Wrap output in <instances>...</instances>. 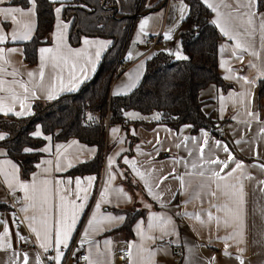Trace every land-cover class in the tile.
Instances as JSON below:
<instances>
[{"label":"crops","instance_id":"crops-1","mask_svg":"<svg viewBox=\"0 0 264 264\" xmlns=\"http://www.w3.org/2000/svg\"><path fill=\"white\" fill-rule=\"evenodd\" d=\"M53 1L56 4L55 10L60 8L61 11L59 16L55 11L56 21L53 29L47 35L50 40L43 41L39 44L38 49L50 48L55 51L58 44L57 34L59 31H63L64 46L61 48V52L69 56V63L65 64L62 59L58 60L56 68L53 69L51 62L46 61L43 69V81L40 80L39 75L42 63L40 51H38L37 62L28 63L25 60L24 49V42L28 40L12 39L13 32L22 31L23 24L29 21L33 24L31 38L34 36L38 25L36 3L34 15L21 17L17 14V19L21 21L20 24H14L10 17L5 19L3 15H0V32L6 36L4 43H0V49H3V59H0V69L3 71H0V80L5 82L3 85L5 90L0 91V98L4 99L5 104L12 106L14 112L21 111L20 100H23L25 114L21 116L30 115L34 111L33 103L36 100H49L47 95L53 85H55L54 94L58 97L59 94L68 91L67 88H71L73 84L77 89L84 81L88 80L95 72L92 70L93 67L95 70L97 69L103 53L112 41L106 36L86 35L83 36L81 43L71 44L69 41L71 22L63 16L64 5L68 0ZM169 1V8L168 3L164 8L162 0H146L150 6H158L144 11L136 20L123 54V61L127 63V67L111 84L109 90L111 94L116 91L129 93L133 88H129L127 85L132 83H135V87L138 85L144 76L147 59L163 47L160 43L166 44L164 47L167 49L172 48L171 40L165 36L167 24L172 25L171 36L177 30L181 34L184 30L192 28V23L189 20L185 21L190 8L189 1ZM206 3L217 8L216 11L212 8L214 21L219 20L231 29L229 36L223 34L224 39L221 42L219 58L221 71L225 77H230L226 79L231 81L233 86L226 89L212 82L201 89L200 97L205 100V110L212 111L213 115L218 118V128L231 140L234 147L231 146L227 138L213 135L208 128H201L196 132L191 131L192 125L189 123H184L177 128L171 127L166 122L147 126L145 122L152 120L157 114H144L136 108L125 111V116L129 119L127 126L120 122L111 124L103 144L87 143L78 136L69 139H56L52 134L44 133L42 125L38 124L33 130V134L36 135L39 132L40 135L37 136L50 137V139H45V142L37 147L42 151V154L28 178L21 175L19 163L8 155L3 146L0 147V201L10 204V207L0 209V236H3L7 229L9 235L4 238L3 243L11 244L10 248H0V264H13V262L14 264H24L25 253L28 257V264H38V262L44 264L41 259L44 249L40 247L42 237L38 239L36 233L32 231V227H36L37 230L41 228L40 204L37 203L35 209L29 208L28 212L22 211L28 206L29 201L24 199V192L15 182L11 187L9 186L13 173L22 183L32 184L35 182L42 186V181L51 182L48 185L50 188L49 203L44 206L48 212L47 219L51 227V246L49 248L56 247V221L60 218L62 203L60 197L65 198V211L68 214L69 222L72 215V201H75L77 205L84 204L83 210H78L76 224L71 231L68 243L79 232L80 244L88 252L91 264H130V257L121 259L119 255L120 250L123 247L129 248V245H132L131 249L129 248L132 254V264H140L137 253L138 246L156 251L155 257L151 260L146 259L144 264H241V260L243 264H264V183H261L264 181V169L260 167L264 165V132L261 131L264 129V97L260 100L261 102L255 101L256 82L264 73V41L261 39L262 33L259 29L261 21L264 20V8H259V0H256V3L251 7L247 5V0H207ZM10 7H20L27 11L32 7V3L31 0L27 6L11 0H3L0 3V8ZM252 13L255 14L253 25L249 26L246 20L248 14ZM146 18L148 24L141 32L140 24ZM64 25H67L66 30ZM253 27L255 31L252 30ZM245 29L252 35H247ZM237 31L241 33L239 39L248 48L247 51L238 49L236 40L231 38ZM158 35H160V41L154 48L149 49L148 45H138L146 37ZM85 39L110 43L106 48L100 49L101 54L97 60L95 52L99 45L86 46ZM11 49L16 51H10ZM69 49L73 52L80 51L81 55L79 57L71 55L68 52ZM253 51L258 52L259 56L252 55ZM129 53L132 55L131 59H128ZM88 57H91V63L88 62ZM73 62L76 63L74 72L71 68ZM13 72L16 75H11ZM29 72L33 73L32 77H29ZM73 74L76 77L75 80L71 78ZM54 77L63 78L65 90H61L60 79H54ZM241 77H245L253 83H245ZM17 82L24 83L29 91L25 93L24 89L20 87V83ZM12 92H15L19 97L15 102L11 98ZM33 93L35 94L33 95ZM241 93L245 94L243 103L240 102L239 94ZM248 111L258 113L259 120L248 116ZM128 114H134L136 118ZM113 129L119 131L114 133ZM205 132L208 134L206 146H204L205 137L203 135ZM0 134L7 135L2 129ZM216 141H220L221 146L218 147ZM237 141L240 142L237 143ZM176 145H180V147ZM223 145L227 146L228 152L223 150ZM201 146L204 147V160L216 158L222 161L227 160L229 152L235 157L221 175L235 168L237 162H241L244 166L242 170L238 169L226 181L228 184H237V186L240 183L243 184L245 193L243 242H238L239 237L225 242L223 238L230 236L235 227L222 225L218 227L215 220L210 223L207 220L209 211L213 216L223 217L224 215L223 212L217 211L213 205L231 203L220 192H217V197L210 195L211 192L217 191V182L209 180L207 177L210 170H218L220 165L204 164V177L195 174L185 175L191 170L193 161L203 163L198 159ZM45 149L48 150L45 151ZM96 158H98V163L95 162ZM109 158L113 160L111 166H109ZM126 159L129 162H135V169L144 173L145 179H141L136 174L131 163H125ZM48 161L51 163H46ZM177 161L180 162L177 163ZM185 162L188 163V167H185ZM81 163H86L89 169L76 174L67 173L75 164ZM169 173L173 175H169ZM128 175L133 179V183H137L132 190L125 185ZM181 175H184L186 191L181 188L180 181L174 178ZM164 176H168V179L161 183V178ZM88 177H95L90 186L86 179ZM77 178L82 181L81 189L87 190L79 192V199H77L78 189L75 184ZM57 181L61 183H57ZM146 181L151 186L152 193L159 197L158 199L149 193ZM202 183L206 187L200 190L198 186ZM219 183L223 188L225 182L219 181ZM197 190L200 191L199 198H192ZM85 195H87L86 201L83 199ZM97 204L100 205L99 211L96 209ZM123 206L143 207L146 209V213L136 218L133 230L129 234L122 229L110 232L124 223L126 212L117 210ZM185 212L191 213L192 216L180 215ZM197 214L205 223L202 224L195 219ZM33 215L37 216L35 222L26 219ZM94 216L97 219L122 216L124 219H115L111 222L104 220L101 224L90 227L89 221ZM154 217L171 219L172 224L168 225L167 235L161 232ZM141 232H143V236ZM149 236L153 239H147ZM161 236H163L162 239ZM20 237L25 238L22 241L31 242L35 246L33 248L20 247ZM161 249L163 251H158ZM225 250L231 255L226 256ZM181 253V260L177 261V254ZM143 255L146 257L147 253Z\"/></svg>","mask_w":264,"mask_h":264},{"label":"trees","instance_id":"trees-1","mask_svg":"<svg viewBox=\"0 0 264 264\" xmlns=\"http://www.w3.org/2000/svg\"><path fill=\"white\" fill-rule=\"evenodd\" d=\"M27 6L29 0H11ZM189 12L185 21L192 28L181 33V44L188 60H179L169 50L160 48L147 59L146 70L141 81L129 93L111 94L113 73L121 66L123 54L136 20L144 11L154 7L146 0H68L63 16L70 20L69 41L73 45L81 43L83 36H106L111 43L103 53L100 63L88 80L77 89L65 91L52 100H36L34 111L27 116L0 114V130L7 135L0 140L8 155L21 166V175L28 178L35 169V163L42 151L37 147L45 142L44 136L33 134L38 124L44 133L56 139L78 136L87 143L103 144L104 135L101 121L87 124L93 112L100 115L108 99L111 105V123L129 124L125 116L127 109L136 108L144 114L159 113V119L145 122L147 126L166 122L177 128L184 123L192 125L191 131L208 128L217 137H226L218 128V118L204 108L205 100L200 91L205 85L215 83L228 89L233 83L226 79L220 68V51L224 35L213 19L212 8L204 0H188ZM38 25L34 36L24 42L25 60L36 63L38 46L49 41L48 33L55 24V2L35 0ZM160 4V2H159ZM259 8H264V0H259ZM124 69V68H123ZM123 71V70H122ZM121 71V72H122ZM264 97V76L256 82L255 101ZM32 147V148H31ZM234 147V146H233ZM31 148V151L25 149ZM98 163V158L95 159ZM87 164H75L67 173L76 174L87 170ZM125 185L132 190L137 183L128 175ZM10 207L0 201V209ZM126 212L124 223L110 230L132 232L136 218L146 213L143 207H119Z\"/></svg>","mask_w":264,"mask_h":264},{"label":"snow or ice","instance_id":"snow-or-ice-1","mask_svg":"<svg viewBox=\"0 0 264 264\" xmlns=\"http://www.w3.org/2000/svg\"><path fill=\"white\" fill-rule=\"evenodd\" d=\"M3 0H0V3H2ZM205 2H207V0H205ZM32 3V7L29 8L27 11L23 8L20 7H10V8H0V15H3L5 17V19L7 18H11L12 22L14 24H20L21 21L17 19V14H19L21 17L23 16H29V15H34L35 14V0H31ZM256 3V0H247V5L249 7H251L252 5H254ZM210 8H213L214 11L217 10L216 7H214L213 5L209 4L208 5ZM183 8L181 9V11L183 12ZM57 16H59V13L61 11L60 8H57L56 10ZM255 14H248V18L246 20L247 25L252 26L253 25V16ZM215 23H217V26L220 27L221 32H223L224 35L229 36L231 29L224 23H221L219 20L215 21ZM148 24V19H144L141 24H140V31L143 32L146 25ZM243 26V25H241ZM23 30L22 31H14L12 34V39L16 40V39H21V40H29L31 39V33L33 30V24L29 21V22H25L23 24ZM59 28V26H58ZM67 25H64V29L66 30ZM259 29L262 33L261 39L262 41H264V20L261 21L260 25H259ZM253 31H255V28L253 27L252 29ZM245 33H247V35L251 36L252 33L248 32L247 29H245ZM241 33L240 32H236L235 35H233L231 38L236 40V47L238 49H243L244 51H247L248 48L245 46V44H243L241 42V40L239 39ZM167 39H171L170 35L166 36ZM6 40V36L0 32V43H4V41ZM57 40H58V44H57V48L55 49V51L53 49L50 48H41L40 51V58H41V71H40V80L43 81L44 78V66H45V62L46 61H50L51 65L53 67V69L56 68L57 66V61L58 60H63L65 64L69 63V56L64 55L61 52V48L64 46L63 45V41H64V35H63V31H59L57 34ZM110 42H105V41H89L88 39L84 40V44L87 45H99V48L97 49V51L95 52V57L98 60L101 54L100 49L102 48H106L108 46ZM10 51H16L15 49H11ZM68 52L71 55H74L76 57H79L81 55L80 51H75L73 52V50L69 49ZM3 49H0V59H3ZM50 54V55H49ZM177 59L179 60H188L189 57L185 56L182 54L181 51H177L175 53H173ZM252 55L254 56H259L258 52L253 51ZM132 55L131 53H129L128 55V59H131ZM88 62L91 63V57H88ZM254 66V65H253ZM71 68L74 72V70L76 69V63L73 62L71 64ZM93 71H95V68L93 67L92 69ZM0 71H3V69H0ZM81 71H83V68H81ZM11 75H16L15 72L11 73ZM29 77L33 76L32 72L28 73ZM261 76H264V73L261 74ZM59 78L60 79V84H61V90H65V86L63 83V78L62 77H54V79ZM72 80H75L76 77L73 74L72 75ZM226 78H230V77H226ZM241 79L244 80L245 83H253V81H249L247 78L245 77H241ZM4 81L0 80V91H4ZM20 83V87L24 89V92L27 93L28 87L21 82H17ZM76 85L73 84L71 88H67L68 91H73L75 90ZM127 87L129 88H134L135 87V83H132L130 85H127ZM55 85L52 86V90L48 92L47 98L49 100L55 99ZM35 93H33L34 95ZM114 95H120V91H116L113 93ZM240 95V102L243 103V98L244 95L243 93L239 94ZM12 101L15 102L16 100L19 99V97L16 95L15 92H12ZM251 102V101H250ZM20 107H21V111L20 112H14V109L12 106L5 104L4 103V99L0 98V113L4 114V115H8V114H14L17 116H21L25 114V104L23 100H20ZM130 116H133V118H136L134 114H128ZM247 115L250 117H254L255 119L259 120V114L258 113H254L252 111H248ZM154 119H159V114H157L155 117H153ZM118 129H113V132H118ZM262 132H264V129H261ZM36 135H40L39 132L36 133ZM205 139H204V146L207 145L208 141H207V133H203ZM5 139V136L3 134H0V140ZM46 139H50V137H46ZM187 139V138H185ZM240 141H237V143H239ZM216 145L219 147L221 146L220 141H216ZM177 147H180V145H176ZM59 147V146H58ZM48 149H45V151H47ZM223 150L225 152H228V148L226 145H223ZM25 151H31V149H25ZM204 147L201 146L199 148V157L198 159L200 161H203V163H198L197 161H193L191 163V170L186 172L185 175L188 176H192L193 174L198 175L200 177H204L205 176V169H204V164H216V165H220L219 169H212L210 170V174L208 175L207 179L209 180H213L216 183V189L217 191H213L210 193V195L212 197H217V192H220V194L222 196H224L225 198H227V200H229L231 203H224L223 205H213V207L217 208V211L219 212H223V217L220 216H213V214L209 211L207 213V220L208 222H212L213 220L216 221L217 226H224V227H235L234 232L230 235V236H226L223 239L225 240V242L229 239H236L237 237L240 238V240L238 242H243V229H244V214H245V209H244V205H245V193H244V188H243V184L240 183L239 186H237V184H228L227 178L231 177L238 169L242 170L243 169V164L241 162H237L235 165V168L230 169L228 172H226L224 175H221V173L224 172L225 169H227L229 167V163L231 161H233L235 159V157L229 152L227 160H220L219 158L216 159H209V160H204ZM189 155H191V152H189ZM180 161H177V163H179ZM46 163H51L50 161L46 162ZM113 163L112 158H109V166H111V164ZM125 163H131L132 167L134 170L135 169V162H129L127 159L125 160ZM15 167V166H13ZM185 167H188V163L185 162ZM262 169H264V165L260 166ZM57 168H59V165H57ZM197 169H199V171H196ZM136 174L138 176H140L141 179H145L144 177V173L140 172L139 170H136ZM7 175V174H6ZM169 175H173L172 173H169ZM176 179H178L180 181V185L181 188L184 189L185 191L187 190L185 188V182H184V175L178 176V177H174ZM89 186L91 185L92 181L95 180V177H88L86 178ZM168 179V176H164L161 178V183L163 182V180ZM219 181H224V185L223 188H221V184L219 183ZM15 182L21 191L24 192V199L29 201L28 206H26L25 208L22 209V211L24 212H28L29 208L35 209L37 207V203L40 204V215H41V219H40V230H37L36 227H32V231L36 233L37 238L41 239L42 237V242L40 244V247L43 248L45 251L48 250V248L51 246V227L48 223V212L45 209V205H47L49 203V198H50V188L48 187V185L51 183L48 180L42 181L41 185H37L35 182H33L32 184H28V183H22L19 182L17 180V178L15 177V174H12L11 180L9 181V186H12V183ZM57 183H61L60 181H57ZM69 183H71V181H69ZM261 183H264V181H262ZM76 187L78 189L77 191V199L80 198L79 196V192L80 191H84L86 192V189H81V184L82 181L77 178L75 181ZM146 187H148V191L150 194L152 193L151 190V186L148 185L147 181H146ZM206 187L205 184H200L198 186V188L200 190L204 189ZM107 192V190H105ZM154 198H159L158 196H155ZM200 195V191L197 190L194 192L193 197L192 198H199ZM61 199V206H60V218L56 221V230H55V246H56V256L53 258L56 261V264H60V260L63 257V252L60 251V246L63 245L65 248L68 247V240L70 238L71 235V231L74 229L75 224H76V219H77V214H78V210H83L84 208V204L81 203L79 205H77L75 203V201H72L71 203V207H72V215L70 218V222H69V217L67 212L65 211V204H64V200L65 198L63 196L60 197ZM83 199L86 201L87 200V195H85L83 197ZM96 209L97 211H99L100 209V205L97 204L96 205ZM180 215H184V216H192L191 213H182ZM26 219H30L31 221L35 222L37 220V216L33 215L32 217L28 218L26 217ZM115 219H120L123 220L124 217H103L101 219H97L95 216L93 217L92 220L89 221V226H93V225H98L101 224L104 220H107L109 222H111L112 220ZM154 219L157 221V226L160 228L161 232L164 235L168 234V225L172 224V221L170 218H165V217H154ZM195 219L200 221L202 224L205 223L203 220L200 219V216L197 214L195 216ZM31 226V225H30ZM173 231H174V227H173ZM9 235L8 230L5 229V232L3 234V236H0V248H10L11 244L10 243H3V240L5 237H7ZM141 235L143 236V232H141ZM85 236H87V233H85ZM163 238V236H161V239ZM21 240L25 239L24 237H20ZM147 239H153V237H147ZM132 245H129V248L131 249ZM158 251H163L158 250ZM137 253L139 256V261L140 264H144V261L147 260H151L153 257H155L156 255V251H151L149 249L144 248L143 246H138L137 248ZM147 253V256L145 257L143 254ZM226 256H230L231 254L227 252V250H225L224 253ZM18 255V254H17ZM131 251H129V257H130V264H132L131 262ZM85 259H88L87 257ZM237 259H239V257H237ZM14 264V262H13ZM24 264H28V257L27 254H24ZM39 264V262H38ZM89 264H91V261L89 262ZM241 264H243V261L241 260Z\"/></svg>","mask_w":264,"mask_h":264},{"label":"built area","instance_id":"built-area-1","mask_svg":"<svg viewBox=\"0 0 264 264\" xmlns=\"http://www.w3.org/2000/svg\"><path fill=\"white\" fill-rule=\"evenodd\" d=\"M160 41V35L156 37H146L145 40L138 43L139 46H145L148 45L149 49H152L156 46V44ZM127 67V63L124 62L121 66L117 67V69L113 73V79L111 84L117 79L118 75L121 73L123 68ZM111 86V85H110ZM111 105H110V98L108 99L106 106L104 107L102 114L100 115L98 112H93L89 115L87 118V124H93L94 122L100 120L101 126L103 128V135H104V141L107 138V133L109 132V129L111 127ZM103 141V143H104ZM13 204L14 201H13ZM19 246L22 248H33L35 245H33L31 242H25V241H19ZM60 251L63 252V257L60 260V264H89V255L86 249L81 246L80 244V238H79V232H77L73 240L68 243V247L65 248L64 246H60ZM129 248L123 247L120 250V258L125 259L129 257ZM41 259L44 264H56L55 259H53L56 256V247L49 248L47 251H43L41 253ZM181 254H177L176 260H181ZM88 259H85V258Z\"/></svg>","mask_w":264,"mask_h":264},{"label":"rangeland","instance_id":"rangeland-1","mask_svg":"<svg viewBox=\"0 0 264 264\" xmlns=\"http://www.w3.org/2000/svg\"><path fill=\"white\" fill-rule=\"evenodd\" d=\"M162 1H164L163 7L165 8V5H167V3H168V8H169L170 1L169 0H162ZM173 8H174V6H173ZM171 27H172V25L170 23L167 24L166 31H165V36H167V35H170L171 36V33H172ZM169 40H171L172 48L170 47V49H167V48L164 47L166 44L160 43V45L163 46L162 47L163 49L169 50L172 54L175 53V52H177V51H181L182 54L185 55V52L183 50V45L181 44V34H180V31L179 30H177L176 33L174 35H172L171 36V39H169ZM153 113L154 114H158L157 111H154Z\"/></svg>","mask_w":264,"mask_h":264}]
</instances>
